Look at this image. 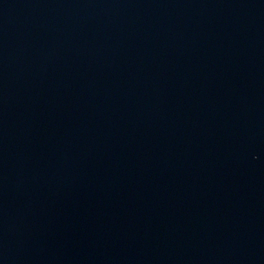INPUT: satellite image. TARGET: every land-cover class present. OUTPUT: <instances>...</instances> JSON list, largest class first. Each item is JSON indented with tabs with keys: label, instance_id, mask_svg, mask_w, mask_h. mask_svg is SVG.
<instances>
[{
	"label": "water",
	"instance_id": "95a60500",
	"mask_svg": "<svg viewBox=\"0 0 264 264\" xmlns=\"http://www.w3.org/2000/svg\"><path fill=\"white\" fill-rule=\"evenodd\" d=\"M0 264H264V0H0Z\"/></svg>",
	"mask_w": 264,
	"mask_h": 264
}]
</instances>
